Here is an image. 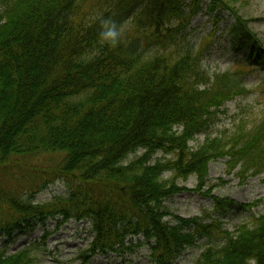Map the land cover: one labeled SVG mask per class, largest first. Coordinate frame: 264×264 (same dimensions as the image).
I'll return each mask as SVG.
<instances>
[{"label": "trees", "instance_id": "16d2710c", "mask_svg": "<svg viewBox=\"0 0 264 264\" xmlns=\"http://www.w3.org/2000/svg\"><path fill=\"white\" fill-rule=\"evenodd\" d=\"M231 2L1 0L0 239L10 244L48 221H74L92 235L82 264L142 246L151 264H175L202 240L193 264H264V213L226 230L230 214L257 203L214 197L208 181L219 160L241 184L264 174V108L254 125L241 120L232 133L190 146L227 102L248 94L243 77L264 63ZM204 3L216 20L221 12L234 18L228 33L236 52L246 51L244 65L207 75L201 62L211 37L178 50ZM192 177L211 207L175 217L164 204L187 192L179 184ZM55 183L64 196L36 203ZM40 245L9 254L4 244L0 264H37Z\"/></svg>", "mask_w": 264, "mask_h": 264}, {"label": "rangeland", "instance_id": "374dc122", "mask_svg": "<svg viewBox=\"0 0 264 264\" xmlns=\"http://www.w3.org/2000/svg\"><path fill=\"white\" fill-rule=\"evenodd\" d=\"M234 8L239 15L249 21V28L256 34L264 49V0H236ZM232 22V19L224 14L222 21H219V24L213 27L212 20H209V17L198 15L192 21L191 27L178 39L177 48L179 50L192 46L198 47L201 39L207 38L214 29H217L219 32L216 34L210 52L202 60L201 67L209 76L231 71L234 68V63L239 61L242 56V54L237 55L229 49L230 44L227 41L226 30H223ZM122 25L125 26L126 24ZM122 32L124 33L125 30ZM149 53L153 54V52ZM263 78L264 66L246 76L242 84L250 93L225 104L220 109L221 114L216 115L215 121L205 136L213 139L220 137L223 133H232L241 120H244L250 126L254 125L255 119L264 108V96H262V91H259L260 86L263 84ZM205 136L196 137V140L190 146L197 147L203 143ZM225 172L224 163L221 161L212 162L209 165V184L217 186L212 196L229 198L239 206H250L258 202L257 207L251 210L239 209L241 213L236 212L237 214H232L224 221V228L233 231L236 226L249 220V217L264 213V175L256 178L248 177L241 184L238 178L228 176ZM180 185L189 191L165 202V207L170 214L178 218L192 219L199 217L204 210L210 208V202L193 191L196 186L194 178H190ZM65 192L64 184L55 183L49 186L47 190L39 193L35 197V202H48L54 196L63 195ZM166 221L172 222V219L168 218ZM45 233L48 236L45 242L42 243L41 239ZM91 240L90 228L86 223L71 221L57 226L56 222L49 221L45 225L37 226L35 231L26 237H16L10 244L7 240L0 239V247L6 244L8 253L13 254L34 242H38L41 245L38 250L37 264H82L81 255L87 250ZM139 242H141V239H135L133 245L139 244ZM198 245L201 248L188 250L176 264H193L202 252L205 241H200ZM89 264H151V262L148 248L142 246L134 249L132 253L97 256Z\"/></svg>", "mask_w": 264, "mask_h": 264}, {"label": "clouds", "instance_id": "9594fccd", "mask_svg": "<svg viewBox=\"0 0 264 264\" xmlns=\"http://www.w3.org/2000/svg\"><path fill=\"white\" fill-rule=\"evenodd\" d=\"M107 35H108L109 37H115V36L117 35L116 31L114 30V27H113V29H111V30H109V31L107 32Z\"/></svg>", "mask_w": 264, "mask_h": 264}]
</instances>
